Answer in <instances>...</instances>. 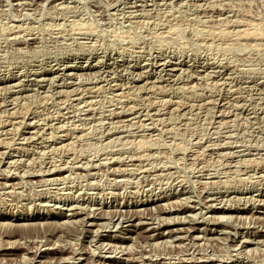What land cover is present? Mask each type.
Here are the masks:
<instances>
[{"label": "rangeland", "instance_id": "1", "mask_svg": "<svg viewBox=\"0 0 264 264\" xmlns=\"http://www.w3.org/2000/svg\"><path fill=\"white\" fill-rule=\"evenodd\" d=\"M0 264H264V0H0Z\"/></svg>", "mask_w": 264, "mask_h": 264}]
</instances>
